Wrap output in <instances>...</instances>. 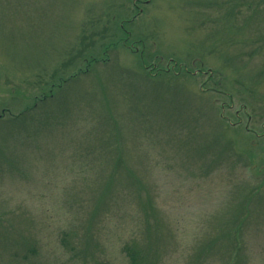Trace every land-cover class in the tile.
<instances>
[{"label": "rangeland", "instance_id": "obj_1", "mask_svg": "<svg viewBox=\"0 0 264 264\" xmlns=\"http://www.w3.org/2000/svg\"><path fill=\"white\" fill-rule=\"evenodd\" d=\"M51 74L77 76L30 133L0 119V264H129L133 238L145 264H220L227 250L200 247L264 190V0H0V114ZM116 124L139 189L123 170L110 181ZM248 207L238 251L264 264V212Z\"/></svg>", "mask_w": 264, "mask_h": 264}, {"label": "trees", "instance_id": "obj_2", "mask_svg": "<svg viewBox=\"0 0 264 264\" xmlns=\"http://www.w3.org/2000/svg\"><path fill=\"white\" fill-rule=\"evenodd\" d=\"M239 7H240V5H237V8H239ZM134 8L136 9V7H134ZM137 11H138V9H137ZM239 12H240V9H239ZM138 13H139V11L137 12V14ZM134 18H135V15L132 18H129L130 20L125 19L122 21V25H121L122 32L125 33L127 31L126 26H128L131 22H133ZM234 26H236V25H232L231 29H233ZM237 29H238V25L235 28L236 32H237ZM84 38L85 37H83V39ZM120 39L122 41L111 42L109 46H111V45L117 46L119 43L123 44V43L129 42V40L126 41L128 38H125V39L120 38ZM106 51H108V50H105V52ZM240 59L238 61H240ZM99 60L106 62V60H104L103 57L101 59H97V58L93 57L90 59V63L86 64L87 66H86V68H84L83 72L86 73L87 71H89V69H90L89 65H91L93 63H98ZM76 76L77 75L74 74L72 78L63 79V78H61L60 74L59 75L51 74L50 77H51L52 83L50 84L49 90L42 92L43 95L42 94L41 95L36 94L35 96H33L31 98V103H26V106L22 110H20L19 112H15L13 110V108H9L7 111L3 110L2 113L0 114V119H3V120L8 119L11 121V124L13 122H15L16 126L19 127L18 129L20 130V132H24V133L29 132L30 133V131L28 129H30V127L32 126L31 125L32 123L30 124L31 126L29 125V123L31 120H34L35 118H37V115L34 114V111L37 110V112H38L39 109L45 108L48 105V103L53 99V96L55 95V93L62 91L64 89L63 85L65 83H67L68 81H70V79H73ZM153 76H154V74L152 72L147 71L146 81H148L149 79L152 80L151 78ZM141 80L143 81L142 78H141ZM153 101H154V99H153ZM15 108H16V106H15ZM4 113L8 114V116L6 118H3L5 115ZM35 124L37 126L36 127L37 132L40 133V135H39V137H40L41 136V129H43L44 126L48 127L47 126L48 125L47 120L45 119V121L43 123L41 120H39V122H37ZM119 130H120V125L116 124V125L112 126V128L107 132V138H108L107 149L113 150V151L117 152V154H118V157H117L118 162L116 165H114V171L110 174L111 179H112L110 181H111V183L114 182V184H115V182L117 181V179L114 178L117 175L116 173L118 171L123 170L125 177H124V181L119 183V184H121V188H123V187L124 188L135 187L134 189H137L140 180L137 176H135L133 168H131L130 165L129 166L127 165L128 162L126 163V161L124 160V156H123L122 152L120 151L122 149H121L120 144H119L120 143V141H119ZM201 140H203V138H201ZM207 140H204V141L206 142ZM227 148H228V146H225V153L228 151V153H227L228 155L231 156V155L237 154V152L234 151V149H228L227 150ZM203 149H205V147H203ZM97 151H98V149H94L93 154L97 155L96 154ZM232 151H234V154L232 153ZM196 153H197V151H196ZM138 154L142 155L141 153H138ZM203 154H206V152L201 153V155H203ZM239 156L237 155V157H239ZM238 160H240V158ZM235 163H233V164L235 165ZM263 176H264V174H263ZM261 183L263 185V182H261ZM260 187H261V185L255 186L250 194H248L247 189L245 190L247 196H246L245 201L242 202L243 210L241 212H244V213L247 212V210L249 209L248 205H251L253 203L258 205V207H259L258 209H260V211L264 212V194H262V193H264V190L260 189ZM244 195H245V193H244ZM150 208H151V212L148 211L149 214L145 213L147 225H149V230L152 228V229L159 231V227H160L158 225L159 221L153 215L155 213L154 208L151 207L149 204L145 205V210H150ZM152 210H153V212H152ZM244 213H243L242 217L239 216L238 218L233 219V221H229V222L227 221L223 226H221L219 231L215 234V236L213 238H210L209 241H207L206 243H204L203 246L200 247L199 253L202 251L203 252L211 251L213 248L216 247V252H215L216 254H218V252L220 253L223 250L224 251L227 250V252L225 254L222 255L220 253L221 256H218V258L220 259V264H245L244 263V259H245L244 255H242L241 253L239 254V251H238V249H240L239 237H240V235L241 236L245 235L244 229H242V225H243V223H245V225H247L246 223L248 222L249 217H250L252 212H250L246 217H244ZM239 215H240V213H239ZM149 216H152V218H153L154 224H152V226H150V223L148 220ZM64 242H65V240H64ZM145 245H146V243L144 241L139 242V241H137L136 238H133L132 241L124 244L123 251L129 259V264H145V256H147V253H148L147 245L146 246Z\"/></svg>", "mask_w": 264, "mask_h": 264}]
</instances>
